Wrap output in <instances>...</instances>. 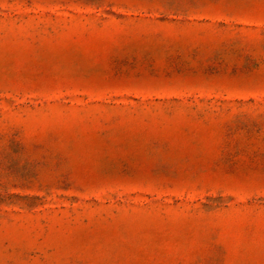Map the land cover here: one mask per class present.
I'll return each mask as SVG.
<instances>
[{
  "label": "rangeland",
  "instance_id": "1",
  "mask_svg": "<svg viewBox=\"0 0 264 264\" xmlns=\"http://www.w3.org/2000/svg\"><path fill=\"white\" fill-rule=\"evenodd\" d=\"M0 264H264V0H0Z\"/></svg>",
  "mask_w": 264,
  "mask_h": 264
}]
</instances>
